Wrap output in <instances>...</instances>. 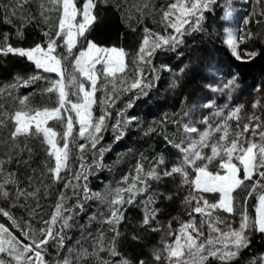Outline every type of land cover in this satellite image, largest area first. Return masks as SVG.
<instances>
[{
  "label": "snow or ice",
  "instance_id": "snow-or-ice-1",
  "mask_svg": "<svg viewBox=\"0 0 264 264\" xmlns=\"http://www.w3.org/2000/svg\"><path fill=\"white\" fill-rule=\"evenodd\" d=\"M29 2L30 0H19L16 7L22 8ZM100 2L105 3L107 0ZM48 3L53 6L51 9H46L43 3L40 4L41 17L47 19L44 13L51 10H59L60 16L55 36H49L46 44H37L27 49L13 47L7 43V34L0 43V55L12 54L26 58L37 70L35 74L26 78L17 75L12 83L0 86V99H10L19 105L17 110L9 114L0 103V129H6L7 122H12L8 136L0 139V149H6L0 155V200L9 201L11 207L31 208L29 201H36V206L39 207L41 190L45 196L48 195L49 185L44 183L45 178L48 177L53 183H57L63 179L61 173L69 170L70 143L81 153L82 161L80 164L82 171L76 172L73 179L87 180L84 172L88 169L83 163V153L85 149L96 150L102 159L104 152L108 150L104 146L97 148V145L104 139V132L108 131V120L112 118L109 109L115 108L116 102L122 96L131 94L124 107L117 110V118L111 125L114 141H119L129 125L138 121L137 117L127 114L128 109H131L140 97L146 96L154 80L158 79V76L154 75L153 81L145 82L142 65H147L150 71L156 74L158 70L152 66L154 54L157 51H174L183 43L186 34L204 31L205 12L211 10L216 0H174L168 5L167 10L161 13L165 34L152 32L145 27L141 45L130 60L129 54L123 48L99 47L87 39L85 34L97 19L93 14L96 7L94 0H85L82 9L77 8L75 0H48ZM7 12L6 9L4 22L11 23L7 18ZM15 12L16 8H12V15H15ZM78 15L81 17L80 20H77ZM231 16L232 11L229 8L223 19L227 20ZM26 19H35V17H31L29 13ZM168 29H172V32L169 33ZM224 32L226 33L224 43L236 59H241L238 51L240 44L257 38L251 32H247L242 33L238 41L236 33L231 28H225ZM45 36H48V33H45ZM81 40L86 42L85 46L77 49ZM58 48H63V51L57 52ZM245 55L252 59L259 53L252 51L246 52ZM69 61L71 72L67 71L66 66ZM97 65L100 66L99 70ZM161 67L166 68V66ZM43 73H54L56 78L52 79ZM235 80L234 76L223 87L231 89L235 86ZM38 81H44L46 84L42 89L43 93L55 96V107L34 109L29 107V96L13 95L19 88L33 86ZM98 81H102L99 86ZM97 91L103 93L100 100L101 112L98 116L93 112V106L97 103ZM258 103L257 101L252 107L256 108ZM213 106L205 105V107ZM227 107L225 105V108ZM242 107L241 105L230 109L227 115L224 114L223 109L213 113V116L223 118V122L214 127L205 117L200 121L206 125L204 131H199L194 125L185 124L184 138L179 144L173 145L181 158L170 167L165 165V158L162 155L147 173H144L143 165L138 163L131 178L123 177L121 183L125 186L111 189L107 195L89 193L87 184H84V200L95 199L108 206V215L104 217L103 223L114 225L115 235L112 244L109 248H105L102 233L95 237L87 233L85 238L93 240L91 251L83 245L79 248H69L68 255L56 259L54 264H133V261L122 256L117 250L116 241L120 232L116 226L124 219L122 206L135 205L138 196L144 197L140 201L143 206L141 227L165 233L167 237H175L170 242L164 236L161 237L162 248L152 252L157 264L161 261L163 264H231L236 260L240 252L251 245V236L254 232L264 235V123L253 115L241 129L239 113ZM232 120L237 121L235 131L230 130L229 121ZM49 121L61 122L63 133H57L49 127ZM249 131H251L250 137L247 135ZM193 133L197 135L193 137L191 135ZM31 137L40 138L53 166L45 165V172L41 174L39 183L34 176H29L26 178L27 187H21L16 172L9 171L6 166L11 165L14 160L17 166L29 163L28 160H22L20 157L25 151L28 152L29 158L31 157L32 150L27 144V140ZM21 138L25 141L23 147L19 143ZM77 139L87 143H77ZM60 140L63 141L62 146ZM204 149H209V152L205 153ZM234 160L242 165L243 178L240 177L241 168L233 162ZM95 163L97 167L100 166L99 160ZM212 164L217 165L215 172L209 171V165ZM189 170L195 173L192 179H189ZM33 172L35 173V170ZM177 176L180 177L178 187L188 186L190 189L181 202L187 210L189 219L179 221L178 217H174L179 221V227L173 230L170 220L165 230V226L156 221L160 209L155 205L160 197L170 201L173 196L153 190L152 184L148 181L160 184L166 178L174 179ZM254 177L258 178L254 179ZM77 187L78 185L72 184L71 180L64 184L65 189H73V195H78L75 191ZM29 188L32 190L29 191ZM204 194H218V198L215 202H210ZM253 198L256 201L252 206L254 216H250L248 202ZM67 199L69 197H66L63 191L58 193L50 219L42 221L44 227L38 232L31 229L28 221L22 228L9 211L0 208V215L19 228L23 236L30 241L24 243L4 224H0V264H48L44 254L50 241L59 257L61 250L65 248L64 230L72 226L71 213L76 208L81 211L84 209V204L79 201L72 207H66ZM21 200L24 203H20ZM34 213L35 209H31L30 215ZM220 213L238 215V226L233 227L232 221L225 219ZM197 217L200 218L199 222ZM153 221H156L157 227H152ZM205 227L207 235H205ZM54 229L57 230L54 232ZM83 231L82 229V234ZM132 238L138 239L136 236ZM77 243L79 244V241ZM105 251L109 256L119 259L109 261L101 258L100 253ZM138 264H146V262L141 259ZM251 264H264V255L254 258Z\"/></svg>",
  "mask_w": 264,
  "mask_h": 264
},
{
  "label": "trees",
  "instance_id": "trees-1",
  "mask_svg": "<svg viewBox=\"0 0 264 264\" xmlns=\"http://www.w3.org/2000/svg\"><path fill=\"white\" fill-rule=\"evenodd\" d=\"M19 0H0V43L4 41L7 34V43L13 47L29 48L37 44H46L49 36H55L57 31L59 10L45 11L41 17L40 4L43 3L46 9L53 6L48 0H30L24 4L22 8L16 7ZM85 0H75L78 9H82ZM96 7L93 14L97 17L92 24L90 30L85 34L87 39L94 43L106 47H120L131 56H134L141 45L142 37L145 35L144 28L147 27L161 34L164 33V27L161 23V13L167 10L168 5L174 0H107L101 3L100 0H94ZM16 8L15 15H12L11 9ZM7 18L11 23L5 21V11ZM225 9V0H216L211 6V10L205 12V20L203 22L204 31L191 32L183 37V43L174 51H157L152 58V66L158 72L153 74L147 65L144 67L145 82L153 81V86L147 90V95L140 97L135 101L134 106L128 109L129 116H135L138 121H134L125 130L124 136L119 141H114V134L111 125L115 123L116 112L124 107V103L129 99L128 95H124L116 102L115 108L109 109L112 112V118L108 120V131L104 132V139L97 145L106 147L102 159L96 150L85 149L83 153V163L88 169L84 172L87 180L81 178L79 181L73 179L76 172L82 171L81 153L70 143L71 158L69 160V170L62 172L63 179L57 183H53L50 178L46 177L44 183L49 185L48 195L45 196L41 190L39 198V207L36 201H29L31 208L11 207L7 200H0V208L9 211L12 216L20 223L21 227H25V222H30L31 229L38 232L44 227L42 221L49 220L54 211L53 206L57 202V195L63 191L67 199L66 207H72L77 202L84 204L81 211L76 208L73 213L72 225L64 230L65 248L61 250L60 256L57 257L56 250L51 246V241L47 247L46 259L48 264H54V261L68 255L69 248H79L81 245L92 250L93 240L85 238L87 233H91L92 237L103 234L104 246L109 248L115 235L114 225L103 223L104 217L108 215V206L99 200H84L83 185L87 184L89 193H102L107 195L111 189L124 187L121 183L123 177L135 174L137 164L143 165L144 173L153 168L154 163L162 155L166 160V166L170 167L174 161L181 158L180 153L174 144H179L185 136L184 121L188 120L192 111L197 112L193 116V121L198 130L204 131L206 125L200 123L205 117L208 123L213 127L218 123V119L213 116V107H205V103L210 102L215 97L198 96V90L203 85L209 83L212 67L214 65L217 72L215 76H225V80L236 77L235 85H241L244 89L240 91L241 95L249 93L251 88L254 92H260L264 86V22H259L260 17L253 16L251 18V33L257 38L246 43L249 51H257L259 55L255 58L242 60L236 59L227 45L224 43L225 22L222 18ZM29 13L35 19H26ZM187 28V27H186ZM171 33L172 29H168ZM48 33V36H45ZM165 34V33H164ZM85 41L77 45V49L85 46ZM63 48H58L57 52H62ZM76 49H74V52ZM67 71L71 72L70 61L67 62ZM161 66H166L162 68ZM183 69V72H181ZM37 70L34 65L26 58L17 55L8 54L0 55V86L12 83L17 75L27 77L35 74ZM52 79L56 78L54 73H43ZM229 77V78H227ZM227 78V79H226ZM98 86L102 81L98 82ZM46 87L44 81H38L37 84L30 87H21L13 93L14 96H29V107L34 109L55 107V96L42 92ZM260 88V89H259ZM228 90V89H227ZM248 90V91H247ZM258 90V91H255ZM103 93L96 92V105L93 106V112L98 116L101 112L100 100ZM225 98H222L223 100ZM0 103L4 105V110L9 114L19 108V105L10 99H0ZM204 103V104H203ZM192 109V110H190ZM220 108H217L219 110ZM212 112V113H210ZM254 113L255 111H250ZM243 113L241 114V116ZM240 116V115H239ZM253 116V114H251ZM249 114V117H251ZM260 121L264 123V114H257ZM231 126L233 130H237V121ZM248 118L240 119V128L248 123ZM6 129H0V139L8 136L12 128V122L8 121ZM253 123H255L253 121ZM48 125L57 133H63V125L59 121H49ZM151 129V131H150ZM259 131V129L257 130ZM251 133V131H249ZM193 137L196 133L191 134ZM219 135V134H217ZM75 136V132H74ZM62 143L63 141L60 140ZM77 143H87L84 140L77 139ZM171 142V143H170ZM21 147L24 146V139L19 141ZM28 147L31 148V157L25 151L20 159L28 160L27 165L21 164L17 166L15 160L9 166V171H15L17 178L21 182V187H27V177L34 176L37 183L42 173L45 172V165L53 166V162L46 155L45 148L40 138L31 137L27 140ZM6 149H0V155ZM99 160L100 166L97 167L96 161ZM172 163H170V162ZM35 170V173L33 172ZM255 177L254 179H257ZM71 180L72 184L78 185L75 189L78 195H73V189L64 188V184ZM153 190L172 194V200H164L160 197L158 205L162 206L163 212L180 213L183 205L177 202L176 196L182 191L183 187H178L180 178H166L162 183L156 184L149 180ZM32 189L29 188V191ZM259 191V190H258ZM127 199V194H125ZM143 196L136 198L135 205L125 204L122 206L124 219L116 226L120 232V236L116 241L117 250L122 256L138 264L143 259L146 264H157L153 259L152 252L161 242L162 232L151 231L147 227H141L143 220V206L140 201ZM20 203H24L23 200ZM256 203L255 199L248 202L249 215L254 216L252 206ZM31 209H35V213L30 215ZM66 215L68 213H65ZM188 216V215H187ZM224 216L228 220H236L239 223V216H230L225 213ZM95 217V219H91ZM0 221L5 223L8 229L24 243H30L19 228H16L4 216L0 215ZM152 227H156L152 223ZM82 229L83 234H82ZM57 229H54V232ZM138 239L134 240L132 237ZM79 241V244L77 243ZM264 255V235L253 233L251 236V245L243 249L238 258L231 264H251L254 258ZM101 258L109 261L119 259V257H111L108 252H101Z\"/></svg>",
  "mask_w": 264,
  "mask_h": 264
},
{
  "label": "rangeland",
  "instance_id": "rangeland-1",
  "mask_svg": "<svg viewBox=\"0 0 264 264\" xmlns=\"http://www.w3.org/2000/svg\"><path fill=\"white\" fill-rule=\"evenodd\" d=\"M229 8L232 11V16L229 19H227V20L223 19L224 22H225V28H231L236 33L238 41H239L240 35L242 33L251 32V28H252V26H251V18H253V16L260 17L257 20L259 22H264V0H225V9L223 11L222 18L224 17L225 12L227 10H229ZM80 19H81V17L78 15L77 16V20H80ZM185 27H187V25ZM152 32H157V31H153L152 30ZM225 38H226V33L224 32V39ZM96 45L99 46V47H103V48H113V47H115V46L106 47V46H102V45H98V44H96ZM245 46H246V43H241L240 47L238 49L242 60L249 59L245 55V53L246 52H251ZM19 48H23V47H19ZM29 48H32V47H29ZM115 48H120V47H115ZM25 49H27V48H25ZM99 67L100 66L97 65V69L98 70H99ZM211 69H212V71H210L211 72L210 74H211L212 77H210V80H209L208 84L203 85L201 88H199L198 96H202V97H203V95L205 97H209V96L215 97L216 96L217 100L215 98L214 99L210 98V102L208 101L207 103H205V105H209V104L214 105L213 106L214 113L219 111V110H221V109H223L224 110V114L227 115V113H228V111L230 109H233V108H235L237 106H241L242 105L243 107L241 108V111L239 113V115H240L242 120H244L245 118H249V114H250V116H251V114H253L254 116H257V114H259L260 112L262 114H264V86H263L262 91H260V92H254V90H252L250 88L249 89L250 91H249L248 94L246 92L245 95H241L240 91H242V89H244L241 85H239V86L235 85L234 87H232L231 89H228V90L223 87L224 84L227 83V81H229L233 77H231V78L227 77L229 79L226 78L227 80H225V76L220 77V76H215L214 75V74H216L215 72H217L215 67H214V65H213V67ZM209 86H211V87H209ZM86 87H88L87 84H86ZM216 89H219V90H216ZM255 91H258V90H255ZM222 98H225V99L221 100ZM257 101L259 102L257 107L253 108L252 105L254 103H257ZM225 105H227L228 107L225 108ZM217 108H220V109L217 110ZM190 110H192V109H190ZM253 110L255 112L251 113L250 111H253ZM197 112H198V110L196 112L192 111L190 113V116L188 117V120L185 119L184 125L185 124H191V125L195 126V124H194L195 121H193L192 118H193V116L195 114H197ZM210 113H212V112H210ZM242 113H243V115L241 116ZM215 117H216V119L222 118V117H219V116H215ZM208 119H211L212 122L214 121L212 117L210 118L208 116ZM234 121L235 120L229 121L230 126H232L235 123ZM217 122L218 123H222L223 122V118H222V120L218 119ZM218 123H216V124H218ZM241 129H242V127H241ZM230 130L231 131H235V130H233V128H231ZM199 131H201V129ZM247 135L250 137L251 133H248ZM195 136L196 135H194V137ZM257 142H259V138L258 137H257ZM59 143L62 146L63 143L61 141H59ZM204 152L208 153L209 149H204ZM176 161H174V163ZM233 162L236 163L237 166L241 168L240 177L243 178L242 165H240L239 162L236 161V160H234ZM170 163H172V162H170ZM174 163H172V164H174ZM155 165H156V162L154 163L153 167ZM165 165H166V160H165ZM216 170H217V165L216 164L209 165V171L215 172ZM221 174H223V170H221ZM194 175H195V173L192 170H189V179L194 178ZM177 177H179V176H177ZM189 190L190 189L188 188V186H184L182 188V191H180V193L178 195H175L178 204H179V202L181 203L183 201L184 197L188 194ZM204 195H205V198H207L210 202H215L216 199L218 198V194H204ZM155 207L160 209L159 215L156 217V221H159L160 225H164L165 226V230H166L167 223L170 220H171V223H172V229L175 230V229H177L179 227V221H187L189 219V217L187 216V210L185 209L184 205L181 208L180 213H178L176 216H175V213H167V212L164 213L163 212L164 210H163L162 206H159L158 202L155 205ZM224 214L225 213H220V215H222L225 219L228 220V217L224 216ZM174 217H178L179 221L177 219H174ZM199 219L200 218L197 217V221L198 222H199ZM156 221H153V224L156 225V227H157L158 225H157ZM230 221H232L233 227H237L238 224H239V223H237L236 220H234V221L230 220ZM0 224H4L5 225V223H3L2 221H0ZM5 227H7V226L5 225ZM205 235H207V228L206 227H205ZM162 236H164L165 239L169 240V242L175 238L174 236L173 237H167L165 235V233H162ZM157 248H162L161 242L159 243ZM44 259H45V261H47L46 254H44ZM159 264H163V261L159 262Z\"/></svg>",
  "mask_w": 264,
  "mask_h": 264
}]
</instances>
